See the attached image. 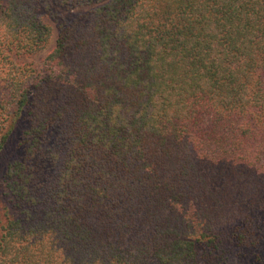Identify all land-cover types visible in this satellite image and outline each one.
<instances>
[{
  "label": "trees",
  "instance_id": "16d2710c",
  "mask_svg": "<svg viewBox=\"0 0 264 264\" xmlns=\"http://www.w3.org/2000/svg\"><path fill=\"white\" fill-rule=\"evenodd\" d=\"M52 6L92 7L39 73L17 65ZM0 80V152L28 123L5 183L33 208L1 227L0 264H264V0H0Z\"/></svg>",
  "mask_w": 264,
  "mask_h": 264
},
{
  "label": "rangeland",
  "instance_id": "374dc122",
  "mask_svg": "<svg viewBox=\"0 0 264 264\" xmlns=\"http://www.w3.org/2000/svg\"><path fill=\"white\" fill-rule=\"evenodd\" d=\"M92 6L89 7H79L71 10H66L57 6H52L50 13L43 11L42 9H36L35 15L41 20L42 23L48 25L52 30L51 38L45 49L34 55H20L12 56L11 60L17 65H29L31 68L35 69L39 73L42 66V61L46 54H48L55 45V40L57 36V26L62 19L66 21L81 20L82 15L86 13ZM9 102L8 88L4 81L0 80V103L4 105ZM28 128L27 122L19 121L12 133L10 134L8 141L6 142L3 150L0 152V234L1 227L10 219H19L25 225L27 221H31L32 218H27L23 214L24 210L33 211L28 200L22 201L20 203L16 202L8 192L7 184L5 183V171L6 167L15 162L20 161L23 158L21 147L19 146L20 141L23 137V132ZM32 171H35L36 178L33 179L32 183L28 186L30 189L31 197H35L37 200L42 201L43 199V188L42 185L47 184L51 178L50 169L43 158L35 163L31 161ZM39 172V174H38ZM263 188L257 194L255 199H262V208L256 207L255 209H250L249 213L256 216L255 225V238L258 237L260 244V249L264 248V181L262 182ZM28 197V193H27ZM26 199V198H25ZM40 209V208H39ZM40 216H42V210H39ZM35 215V214H34ZM254 238V239H255ZM255 251V250H254ZM249 256H244L242 261L244 264H248Z\"/></svg>",
  "mask_w": 264,
  "mask_h": 264
}]
</instances>
